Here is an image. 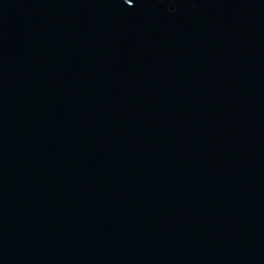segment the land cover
<instances>
[{"label": "water", "instance_id": "water-1", "mask_svg": "<svg viewBox=\"0 0 264 264\" xmlns=\"http://www.w3.org/2000/svg\"><path fill=\"white\" fill-rule=\"evenodd\" d=\"M0 264H264V0H0Z\"/></svg>", "mask_w": 264, "mask_h": 264}]
</instances>
